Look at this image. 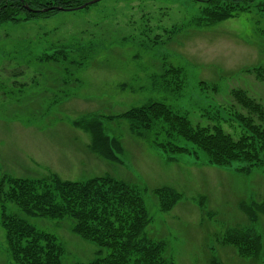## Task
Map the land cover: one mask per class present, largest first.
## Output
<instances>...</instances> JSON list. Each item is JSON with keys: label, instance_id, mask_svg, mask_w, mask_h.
Wrapping results in <instances>:
<instances>
[{"label": "rangeland", "instance_id": "rangeland-1", "mask_svg": "<svg viewBox=\"0 0 264 264\" xmlns=\"http://www.w3.org/2000/svg\"><path fill=\"white\" fill-rule=\"evenodd\" d=\"M205 8L213 18L216 11L230 17L208 23ZM237 91L264 109V0L241 6L103 0L89 9L1 24L0 185L29 179L56 194V178L103 179L100 190L115 184L111 198L119 202V192L136 185L151 219L139 239L161 245L171 264H264V164L217 166L182 138L175 143L185 152L172 155L158 145L169 141L163 130L128 118L161 102L195 126H221L239 139L247 131L237 115L248 111ZM94 124L111 139L112 159L95 150ZM173 194L175 205L161 211L159 197L171 202ZM4 214L51 235L63 264L111 255L76 233L70 216L32 217L0 199V264H16ZM240 235L249 239L243 247L256 253L227 242Z\"/></svg>", "mask_w": 264, "mask_h": 264}, {"label": "trees", "instance_id": "trees-1", "mask_svg": "<svg viewBox=\"0 0 264 264\" xmlns=\"http://www.w3.org/2000/svg\"><path fill=\"white\" fill-rule=\"evenodd\" d=\"M90 1L92 0H0V25L23 20L30 21L40 17L49 18L65 11H78L76 8ZM196 1L205 2L211 6L220 2L241 6L249 4L252 0ZM26 5L36 12L27 9ZM92 6H87L85 9ZM45 9L47 11H43ZM203 13L209 19L208 23L230 17L227 11L213 12L216 14L214 18L209 15L206 8ZM59 54L65 57L62 51ZM52 59L58 61L57 58ZM258 73L261 74V70ZM234 96L242 109L248 111L247 116L237 115L245 132L247 131L239 139L226 133L221 126H195L190 119L178 115L161 102H153L146 108L133 110L128 114V118L139 121L138 123L143 124V129L163 130L169 141L158 145L169 150L166 152L172 155L185 152L175 143L177 138H182L206 154L214 165L227 166L239 161L250 165H263V106L241 91L235 92ZM255 116L258 117L260 124L256 123ZM91 130L95 150L112 159L111 147L108 145L111 140L109 136L99 129L98 124H94ZM105 181L95 179L81 184L62 182L56 178L54 190L57 193L55 194L48 184L42 185L40 182L29 179L8 178L0 185V199L15 205L32 217L63 219L70 216L76 233L111 250V255L107 259L93 264H171L166 257H163L164 249L161 245L155 244L151 239H139L151 224L142 191L136 185H130L128 192H119V195H124L119 202L111 198L117 189L115 184L110 189L100 190ZM111 183L109 181L107 185L110 186ZM170 197L172 201H167L168 203L165 202L164 196L159 197L161 211H168L175 205L177 196L173 194ZM262 211L264 213L263 208ZM108 215L111 216L107 218ZM2 219L8 248L16 264H63L61 248L51 235L40 232L28 221L15 216L4 214ZM248 240L247 236L240 235V237L229 238L227 242L238 247L241 253L244 251L251 255L256 253L255 247L251 249L243 247Z\"/></svg>", "mask_w": 264, "mask_h": 264}, {"label": "water", "instance_id": "water-1", "mask_svg": "<svg viewBox=\"0 0 264 264\" xmlns=\"http://www.w3.org/2000/svg\"><path fill=\"white\" fill-rule=\"evenodd\" d=\"M100 1H102V0H92V1L88 2L87 4H84L83 6L78 7L77 9H78V10H79V9H80V10H81V9H84V8H86L87 6H90V5L96 4V3L100 2ZM26 8L29 9L30 11L36 12V10L31 9V8H30L29 6H27V5H26ZM60 9H61V8H60ZM43 11H47V9H45V10H43Z\"/></svg>", "mask_w": 264, "mask_h": 264}]
</instances>
